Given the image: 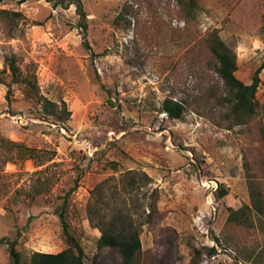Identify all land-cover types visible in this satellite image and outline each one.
<instances>
[{
	"label": "rangeland",
	"instance_id": "374dc122",
	"mask_svg": "<svg viewBox=\"0 0 264 264\" xmlns=\"http://www.w3.org/2000/svg\"><path fill=\"white\" fill-rule=\"evenodd\" d=\"M80 2L84 16L70 0L0 4V264H12L8 242L26 258L65 250L59 210L87 264H121L88 219L96 190L104 215L126 210L137 224L141 264H264L258 217L246 228L226 216L252 205L250 182L264 189V69L259 115L245 121L204 48L218 32L251 84L264 0H194L190 14L177 0ZM11 57L33 94L12 83ZM166 99L183 102L182 119L162 111ZM46 100L69 119L56 122Z\"/></svg>",
	"mask_w": 264,
	"mask_h": 264
},
{
	"label": "trees",
	"instance_id": "16d2710c",
	"mask_svg": "<svg viewBox=\"0 0 264 264\" xmlns=\"http://www.w3.org/2000/svg\"><path fill=\"white\" fill-rule=\"evenodd\" d=\"M8 0H0V4ZM24 3L28 0H11ZM183 6L187 13H192L196 4L194 0H177ZM64 2L62 1L61 4ZM70 3L76 4L78 12L84 16V9L80 0H70ZM205 47L209 53L208 65H213L215 73L219 76L222 83L228 91V102L231 104L234 115L243 118L245 121H251L258 117L260 105L256 95L260 85V74L264 69V64L255 72L251 84H245L237 76L238 59L236 53L219 36L218 32L211 33L205 38ZM10 69L12 83L25 86L26 93L33 94L35 84L32 80L24 78L13 57L6 59ZM0 79V84H2ZM49 115L56 117V122H62L69 119L70 113L63 109L57 112V105L46 100ZM50 107V108H48ZM162 111L171 119L180 120L184 117L186 108L183 102L173 99H166L163 103ZM264 134V129L263 132ZM4 139L0 130V147H5ZM14 145V144H12ZM19 149L20 157H24L29 151L27 148ZM22 155V156H21ZM34 158V154H29L28 159ZM101 189V188H100ZM251 206H244L236 211L232 208L226 210V216L230 223L237 224L239 227L253 228L254 223L251 218L253 215L258 217L261 228L264 227V189L259 186H253L250 182ZM102 196L98 190L94 193L93 202L88 207V219L90 223L101 232V237L97 244L100 249L109 248L117 252L121 257V264H141L142 262V243L140 240V231L135 224L132 216L126 210H120L107 217L102 213ZM66 203L64 204V207ZM65 210H59V217L63 228V235L68 247L60 253L33 252L29 257H25L17 248L16 242H8L12 264H87L85 250L79 239L70 230L68 215ZM156 212V206L152 205V214ZM150 213V217L152 215Z\"/></svg>",
	"mask_w": 264,
	"mask_h": 264
}]
</instances>
